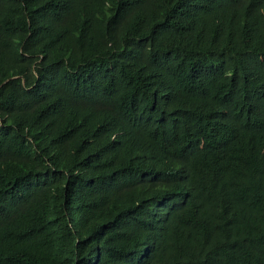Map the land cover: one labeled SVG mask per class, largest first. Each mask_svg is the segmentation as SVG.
Here are the masks:
<instances>
[{"label":"trees","instance_id":"16d2710c","mask_svg":"<svg viewBox=\"0 0 264 264\" xmlns=\"http://www.w3.org/2000/svg\"><path fill=\"white\" fill-rule=\"evenodd\" d=\"M0 264H264V0H0Z\"/></svg>","mask_w":264,"mask_h":264}]
</instances>
